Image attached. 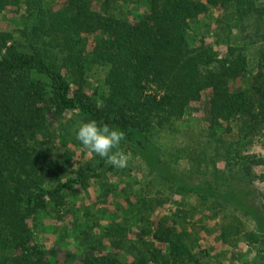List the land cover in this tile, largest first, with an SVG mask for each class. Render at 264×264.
I'll list each match as a JSON object with an SVG mask.
<instances>
[{
    "label": "trees",
    "instance_id": "trees-1",
    "mask_svg": "<svg viewBox=\"0 0 264 264\" xmlns=\"http://www.w3.org/2000/svg\"><path fill=\"white\" fill-rule=\"evenodd\" d=\"M123 1L146 13L119 15ZM11 10L15 27L0 28V264H208L195 225L210 217L226 247L253 252L241 264H264V194L251 191L264 157L249 152L264 137V0H0V19ZM202 19L213 38L194 43ZM204 93L206 134L167 157L159 144ZM92 120L123 131L121 149L150 176L113 210L87 199L93 186L107 203L115 167L93 153L75 168L74 148L88 152L76 129ZM46 218L77 249L58 259L40 243Z\"/></svg>",
    "mask_w": 264,
    "mask_h": 264
},
{
    "label": "rangeland",
    "instance_id": "rangeland-1",
    "mask_svg": "<svg viewBox=\"0 0 264 264\" xmlns=\"http://www.w3.org/2000/svg\"><path fill=\"white\" fill-rule=\"evenodd\" d=\"M95 7L99 9L100 4H95ZM119 15L128 16L130 18H137L141 15H144L146 13V7L143 4L135 5L133 3L128 2H119L116 4V10ZM14 19H16V13L14 10L9 11L5 14L4 17H1L0 19V28L3 30H13L15 27ZM212 23L208 22L207 19H202L199 21L198 24L192 25V29L190 32V36L192 38V42H197L201 37L204 35L206 37L213 38V32H214V26L210 25ZM211 38L208 39V41L211 40ZM223 50V49H222ZM96 80L95 78H93ZM92 81V80H91ZM96 82L92 81V85L95 86ZM92 93V92H91ZM208 101H209V93H204L203 98L199 102H195L191 104V107L189 108L187 112V116L182 122L180 126L179 133L174 134V137L170 136L167 138V140H164L161 144H159V147L162 149V153L165 154L167 157H170L172 154H177L174 151L176 150V146L184 147L187 145H194L195 140L198 138L197 136L205 133V129L208 128ZM228 142H231L233 139L229 136L224 137ZM184 142V143H183ZM180 143H183L180 145ZM76 152V163L75 168L78 167V164L81 161H87L90 158L93 157V154H90L87 152L83 155L82 148H74ZM251 154H256L260 157H264V137H257L252 143V146L249 151ZM131 153V152H130ZM132 159L129 161V164L124 169H116V174L118 175V179L115 178L113 181L116 184L114 187L115 193L111 194L110 197L107 200L106 204L98 205V191L92 186L89 189V195L87 199V203H96L97 208L102 209H114L115 206H117L119 203L122 205V202L124 199L122 198L123 195L119 196L120 192L123 191H135L138 190L140 185L142 183H147L150 179L148 176V169L146 168V163L144 160L139 159V157L135 156L133 153H131ZM187 154H182L183 158H187ZM181 163V161H180ZM185 163V168H186ZM218 166L223 167L224 164L220 163ZM258 173L261 175L264 173V167L257 168ZM186 176L188 177V183H194L199 185V180L203 181L202 178H199L195 175H189L186 173ZM192 177L194 179H192ZM131 183L132 185H130ZM202 184V183H200ZM244 187V186H243ZM251 191L255 194H264V183L261 181H257L256 185L254 187H251ZM254 195V197H256ZM260 204H258V200L254 201L257 204V207L261 206L262 203L264 204V195L263 198H261ZM118 201V203H117ZM191 201V199H189ZM83 200L78 201L76 205L81 206L83 204ZM193 202V201H192ZM172 205V204H171ZM169 206V205H167ZM175 206V205H174ZM80 210V209H79ZM162 214H165V211H159ZM105 215H107V218H110L112 213L108 212ZM72 221L75 218H71ZM71 220H67V222H70ZM243 221L245 223H249L248 219L243 218ZM44 224L40 226L39 230L37 231V238L38 241L44 245L47 246V248L58 247L59 255L58 259H60L64 253V251L67 250H75L77 249V245L74 238L66 237V235L62 232L65 229L66 224L52 219H44ZM197 228H199L198 232H200V245L203 249L208 251L210 254V262L208 264H241L242 261H250L252 262L254 260V254L253 252L248 248V246L245 243H240L239 249L233 252L234 250H231L229 247H226L220 240V221L217 219H214L213 217H210L205 220V222L197 223L195 225ZM201 226H204V228ZM72 228V227H70ZM206 228V229H205ZM65 237V238H64ZM56 256V255H55ZM56 256V257H57ZM206 262L204 261L203 264Z\"/></svg>",
    "mask_w": 264,
    "mask_h": 264
},
{
    "label": "clouds",
    "instance_id": "clouds-1",
    "mask_svg": "<svg viewBox=\"0 0 264 264\" xmlns=\"http://www.w3.org/2000/svg\"><path fill=\"white\" fill-rule=\"evenodd\" d=\"M75 138L90 154H96L117 169L126 168L132 159L131 153L120 147L125 133L108 124L98 125L94 120L82 122L76 129Z\"/></svg>",
    "mask_w": 264,
    "mask_h": 264
}]
</instances>
